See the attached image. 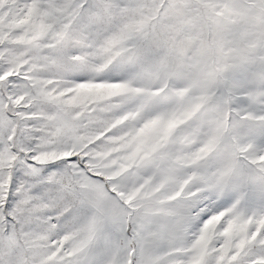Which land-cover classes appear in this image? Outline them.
<instances>
[{"label":"snow or ice","instance_id":"1","mask_svg":"<svg viewBox=\"0 0 264 264\" xmlns=\"http://www.w3.org/2000/svg\"><path fill=\"white\" fill-rule=\"evenodd\" d=\"M0 264H264V0H0Z\"/></svg>","mask_w":264,"mask_h":264}]
</instances>
